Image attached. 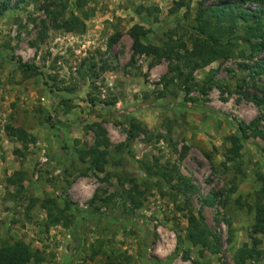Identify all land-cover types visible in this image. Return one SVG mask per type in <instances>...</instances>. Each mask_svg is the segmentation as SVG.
Returning <instances> with one entry per match:
<instances>
[{"label":"rangeland","instance_id":"1","mask_svg":"<svg viewBox=\"0 0 264 264\" xmlns=\"http://www.w3.org/2000/svg\"><path fill=\"white\" fill-rule=\"evenodd\" d=\"M174 1L0 0V248L22 240L41 264H234L244 247L264 253L253 231L264 140L249 129L264 132V74L252 69L264 49L251 54L240 23L233 56L196 71L186 93L178 63L131 60L134 25L147 31L144 44L190 48L199 0L180 10ZM220 1L237 0L206 5ZM73 18L82 33L55 29ZM131 121L146 132L128 136ZM7 127L35 143L20 144ZM96 139L108 141L98 147L104 171L82 159ZM190 214L219 239L218 253L187 239ZM246 264H264V254Z\"/></svg>","mask_w":264,"mask_h":264},{"label":"trees","instance_id":"2","mask_svg":"<svg viewBox=\"0 0 264 264\" xmlns=\"http://www.w3.org/2000/svg\"><path fill=\"white\" fill-rule=\"evenodd\" d=\"M191 0H175L174 7L176 10L188 7ZM211 0H199L197 2V10L195 13V25L191 28L192 34L189 36L190 48L186 43L177 40H168L161 46L144 44L141 39L147 34V31L139 25H134L129 30V36L132 39V57L135 56L152 57L156 60L166 59L178 63V71L176 80L179 87L186 93L196 88L193 74L203 69L213 62L219 60H227L234 54L235 44L232 42L236 36L239 24L242 23L244 36L242 42L249 46L252 55L263 51L264 49V0H237L236 2L214 3L206 5ZM250 3H258L256 10H245L243 6ZM87 18V15L85 16ZM57 21V18H54ZM55 29L66 32H79L84 30L83 20L73 18L72 20L63 21L55 24ZM261 40L252 42V40ZM114 39H112L113 41ZM115 41V40H114ZM23 68L30 71L31 67L22 65ZM253 73L257 76L264 74V62L252 68ZM206 86L200 91L205 94ZM254 137L264 140V132L260 130H252ZM101 131V129L99 128ZM238 132L245 138V130L238 126ZM6 132L9 137L14 138L22 145L35 143V138L30 136L22 129L7 127ZM145 129L136 121L129 122L128 136L135 137L138 134L145 133ZM99 146H108V141L101 142L96 139L95 144L84 152V157L91 158V164L99 171H104L106 165L105 151H98ZM240 145L237 143L231 148V153L238 155ZM264 157V150H262ZM180 177V176H179ZM178 177V178H179ZM171 181L172 177L169 178ZM184 180L179 178V180ZM264 191V188H263ZM124 200H132L131 193L122 194ZM135 203V200H132ZM36 201H34L35 203ZM50 204V208L49 205ZM51 204L54 202L46 200L40 206L46 209L48 215V226H55L59 223V218L55 217L52 212ZM254 233L264 235V203H259L256 208V223L254 225ZM187 239L193 246H201L205 251L216 254L220 250V241L214 237L207 228L204 219L197 218L193 214L188 217V234ZM264 254L255 248L248 249L246 247L239 250L234 258V264H246L250 259H256ZM42 257L38 251H33L28 244L22 240H17L11 244H7L0 248V264H41ZM103 264H128L126 261L112 259L107 257ZM198 264V262H193Z\"/></svg>","mask_w":264,"mask_h":264}]
</instances>
